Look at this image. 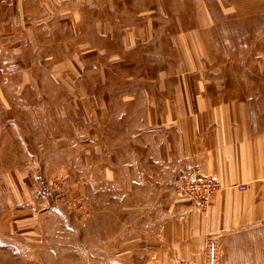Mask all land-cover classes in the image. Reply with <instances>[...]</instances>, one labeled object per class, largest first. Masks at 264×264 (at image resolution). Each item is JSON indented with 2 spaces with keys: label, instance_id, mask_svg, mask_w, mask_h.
I'll list each match as a JSON object with an SVG mask.
<instances>
[{
  "label": "rangeland",
  "instance_id": "1",
  "mask_svg": "<svg viewBox=\"0 0 264 264\" xmlns=\"http://www.w3.org/2000/svg\"><path fill=\"white\" fill-rule=\"evenodd\" d=\"M178 100L264 128V0H0V264H135L123 205Z\"/></svg>",
  "mask_w": 264,
  "mask_h": 264
},
{
  "label": "crops",
  "instance_id": "2",
  "mask_svg": "<svg viewBox=\"0 0 264 264\" xmlns=\"http://www.w3.org/2000/svg\"><path fill=\"white\" fill-rule=\"evenodd\" d=\"M178 101L179 116L170 113L175 138L153 163L139 164L136 204L123 205V229L126 213H137L138 224L136 235L122 238V261L202 263L205 239L216 234L221 264H264V128L248 100ZM195 169L221 180L204 205L176 190L178 178Z\"/></svg>",
  "mask_w": 264,
  "mask_h": 264
},
{
  "label": "built area",
  "instance_id": "3",
  "mask_svg": "<svg viewBox=\"0 0 264 264\" xmlns=\"http://www.w3.org/2000/svg\"><path fill=\"white\" fill-rule=\"evenodd\" d=\"M221 187V180L214 175L203 173L200 169L184 172L176 182L178 194L191 201L204 205L212 194ZM240 188L244 189L245 185ZM221 240L216 234H209L204 242V260L198 263L187 258H176L171 262L159 264H221Z\"/></svg>",
  "mask_w": 264,
  "mask_h": 264
}]
</instances>
